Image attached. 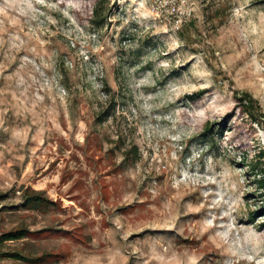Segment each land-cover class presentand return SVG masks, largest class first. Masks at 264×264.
<instances>
[{
  "label": "rangeland",
  "instance_id": "374dc122",
  "mask_svg": "<svg viewBox=\"0 0 264 264\" xmlns=\"http://www.w3.org/2000/svg\"><path fill=\"white\" fill-rule=\"evenodd\" d=\"M258 180L264 0H0V264H264Z\"/></svg>",
  "mask_w": 264,
  "mask_h": 264
},
{
  "label": "trees",
  "instance_id": "16d2710c",
  "mask_svg": "<svg viewBox=\"0 0 264 264\" xmlns=\"http://www.w3.org/2000/svg\"><path fill=\"white\" fill-rule=\"evenodd\" d=\"M106 15L104 14L103 9H100V7H94L93 9V24L96 25H103L105 23ZM234 98L238 102V108H240V112L248 117H250L253 121H259L260 118L257 117V115L260 113V105L258 101L249 93V92H237L234 91ZM219 131L221 128H218ZM211 126H206L205 131L211 132ZM259 187L264 189V181L258 180ZM264 195V191L262 192V196ZM49 202L48 199L44 198L41 194L32 193V194H25V206H39L44 203ZM29 230L27 228L18 227L16 229H12L6 232H3L0 235V247L3 243L8 241H17L27 235ZM0 258H7V259H15V260H23V261H29L31 258L24 256L22 253L18 251H4L0 249Z\"/></svg>",
  "mask_w": 264,
  "mask_h": 264
},
{
  "label": "built area",
  "instance_id": "2783aa9c",
  "mask_svg": "<svg viewBox=\"0 0 264 264\" xmlns=\"http://www.w3.org/2000/svg\"><path fill=\"white\" fill-rule=\"evenodd\" d=\"M165 1V0H164ZM166 1H168L169 2V0H166Z\"/></svg>",
  "mask_w": 264,
  "mask_h": 264
}]
</instances>
